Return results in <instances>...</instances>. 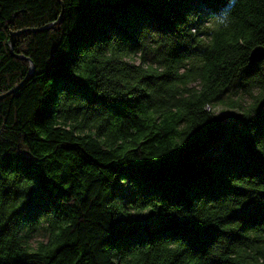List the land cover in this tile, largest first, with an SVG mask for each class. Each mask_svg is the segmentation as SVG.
Returning a JSON list of instances; mask_svg holds the SVG:
<instances>
[{"label": "trees", "instance_id": "1", "mask_svg": "<svg viewBox=\"0 0 264 264\" xmlns=\"http://www.w3.org/2000/svg\"><path fill=\"white\" fill-rule=\"evenodd\" d=\"M256 47L264 0H0V264H264Z\"/></svg>", "mask_w": 264, "mask_h": 264}, {"label": "rangeland", "instance_id": "2", "mask_svg": "<svg viewBox=\"0 0 264 264\" xmlns=\"http://www.w3.org/2000/svg\"><path fill=\"white\" fill-rule=\"evenodd\" d=\"M247 99H245L246 101ZM214 113L216 116L224 123L225 126V133L223 136L222 142L219 144H216L212 148L209 149L208 152L204 153L203 155L197 156L196 158H192L188 160V163L193 164L197 160H200L202 158H207L211 157L210 155L216 156L219 153V148L223 149V147H227L230 143V136L236 132L237 130L240 129V122L238 119V114L236 111L229 110L224 107L217 106L216 108L213 109ZM146 211H142L139 214L135 213L134 217L137 220H143L144 218L147 219L146 217ZM46 229L43 227H40L39 229H36L35 232L32 234L31 239L29 240V245L31 248L36 247V245L39 242H44L46 240Z\"/></svg>", "mask_w": 264, "mask_h": 264}, {"label": "water", "instance_id": "3", "mask_svg": "<svg viewBox=\"0 0 264 264\" xmlns=\"http://www.w3.org/2000/svg\"><path fill=\"white\" fill-rule=\"evenodd\" d=\"M61 13H62V11H61ZM262 60H264V49L263 48L256 47L253 50H251V52L249 53V57H248V62H249L250 65L257 64V63L261 62ZM33 71H34V67L31 64L30 73H33ZM18 88L10 91L9 93H7L4 96H1L0 100L3 99L6 96H9L12 93H15L18 90Z\"/></svg>", "mask_w": 264, "mask_h": 264}, {"label": "built area", "instance_id": "4", "mask_svg": "<svg viewBox=\"0 0 264 264\" xmlns=\"http://www.w3.org/2000/svg\"><path fill=\"white\" fill-rule=\"evenodd\" d=\"M207 151H208V150H207ZM207 151H206V152H207ZM206 152H205V153H206Z\"/></svg>", "mask_w": 264, "mask_h": 264}]
</instances>
